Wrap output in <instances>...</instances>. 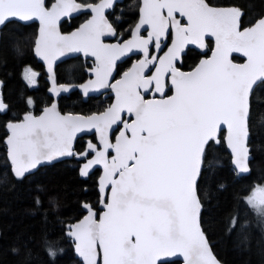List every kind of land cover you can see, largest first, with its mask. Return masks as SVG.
Instances as JSON below:
<instances>
[{"label": "snow or ice", "instance_id": "obj_1", "mask_svg": "<svg viewBox=\"0 0 264 264\" xmlns=\"http://www.w3.org/2000/svg\"><path fill=\"white\" fill-rule=\"evenodd\" d=\"M115 6L116 0H53L51 6L45 0H0V39L10 24L38 21L34 52L47 64L57 96L70 86H56L53 66L68 53L94 58V79L82 85L85 96L100 89L115 93V102L99 114H62L53 102L40 115L27 112L22 119L6 120L10 170L22 182L40 166L68 157L83 161L79 176L85 181L102 169L96 184L102 214L84 202L87 214L66 226L82 264H222L205 231L204 213L211 212L212 200L205 171L210 175L218 164L206 157L216 145H226L236 173L251 172L250 118L254 103L264 102L259 96L264 91V12L242 27L247 12L239 5L142 0L132 38L106 43V37L119 35L105 14ZM75 12H90L92 18L62 34V19ZM197 49L206 58L185 71V59ZM136 53L142 58L121 73L118 61ZM234 53L246 61L234 62ZM37 76L24 69L30 86ZM2 89L0 81V117L10 113ZM89 133L98 143L90 140L75 151L78 136ZM222 190L224 185H217L216 191ZM35 191L30 214L40 213L46 221L42 186ZM242 203L256 213L264 231V186H255ZM247 226L235 212L225 231L230 235ZM42 240L54 261L62 249L53 248L46 234Z\"/></svg>", "mask_w": 264, "mask_h": 264}, {"label": "trees", "instance_id": "obj_2", "mask_svg": "<svg viewBox=\"0 0 264 264\" xmlns=\"http://www.w3.org/2000/svg\"><path fill=\"white\" fill-rule=\"evenodd\" d=\"M88 1L78 0L79 3ZM212 2L218 6L239 5L244 8L247 14L242 18V27L249 26L257 15L264 12L261 0ZM52 3L53 0H47V6ZM139 7V0H124L108 14L109 20L115 22L120 38L130 36V30L138 20ZM87 16L83 14L71 23L65 22L63 30L69 32L77 28ZM37 31L36 23L10 24L2 34L0 44V81H3L4 101L10 107V113L0 117V264H81L75 257L72 241L66 235V226L86 214L81 208L82 203L98 207L96 184L99 171L85 181L79 176L82 160L69 157L63 162L40 168L21 182L13 176L7 161V131L4 122L8 119H22L27 112L39 114L52 103L47 93L49 86L44 67L34 54ZM202 57L193 52L185 59L184 69L189 70ZM234 60L242 61L239 57H234ZM77 61L81 65L80 58H76L58 66L56 76L59 82L68 83L63 69L66 65L77 64ZM131 63L132 58L120 64L121 73L128 70ZM28 67L38 73L37 86H30L23 78L24 69ZM76 74V83L85 79L84 70ZM259 96L264 100V91ZM29 98L33 101L32 106L27 104ZM111 102L110 94L84 101L78 92H73L60 100V109L63 113L91 115L103 112ZM250 126L253 132L250 139L253 161L248 175L239 176L236 173L225 145H216L211 155L206 157V160L215 158L218 164L210 175L205 171L212 193L211 212L204 213L205 231L214 253L223 264H264V231H261L258 223L259 217L242 203L255 186H264V102L254 103ZM85 146V141L80 139L74 150L82 151ZM219 184L224 185V190L217 192ZM37 185L43 188L39 195L47 215L46 221L40 213L30 214ZM81 185L88 189L87 192L81 191ZM235 212H239L240 218L246 220L248 226L244 231L234 230L229 235L225 229ZM45 234L53 248L62 249L54 261H50L45 253L42 240ZM13 248L18 249V253H14ZM27 250H31V257L26 256Z\"/></svg>", "mask_w": 264, "mask_h": 264}, {"label": "water", "instance_id": "obj_3", "mask_svg": "<svg viewBox=\"0 0 264 264\" xmlns=\"http://www.w3.org/2000/svg\"><path fill=\"white\" fill-rule=\"evenodd\" d=\"M123 0H116V5L118 4V3H121ZM141 1V3H142V0H140ZM76 2L77 3H79L77 0H76ZM99 3V2H98ZM45 4L47 5V0H45ZM93 4H95V3H93ZM51 6V5H50ZM116 7V6H115ZM114 7V8H115ZM114 8L113 9H109V10H106V15L108 16V13H110L111 11H113L114 10ZM84 13H87V14H89L90 15V17L87 19V20H89V19H91L92 18V16H91V13L90 12H75V13H72L71 14V16H68V17H64L63 19H62V21H61V26H60V31H61V33L62 34H65V35H67V34H70L71 32H74V31H76L82 24H84V23H86L87 22V20H85L83 23H81L77 28H75V29H73L72 31H69V32H65L64 30H63V28H62V25L66 22V21H71L73 18H75V17H78V16H80V15H82V14H84ZM139 18H140V12H139ZM139 21V20H138ZM32 23H37L38 24V31H39V23H38V21H33V22H30L29 24H32ZM138 23V22H137ZM29 24H27V25H29ZM134 30V29H133ZM133 32V31H132ZM37 36H38V34H37ZM37 38V37H36ZM117 37H115V38H113V37H106L105 38V42L106 43H117V42H119V41H115V39H116ZM132 37L130 36L129 38H127V39H131ZM126 40V39H125ZM0 44H1V39H0ZM194 47V46H193ZM214 47V46H213ZM196 51H198V52H200V51H202V50H196ZM34 54H35V52H34ZM211 55V54H210ZM209 55V56H210ZM135 56H137V57H139V58H142V56H141V54H139V53H136L135 55H131L130 57H125V58H122L120 61H118V64L120 65L121 63H123V62H125L127 59H129V58H131V57H135ZM35 57L37 58V60L43 65V67H44V71H45V75H46V82L48 83V90H47V93H48V95H49V97L52 99V103L53 102H55L56 104H57V106H58V108H59V110L61 111V109H60V100L63 98V97H66V96H69L70 94H72L73 92H78L82 97H83V100L84 101H88L91 97H93V96H98V95H103V94H105V93H111L112 95H113V102L111 103V104H113L114 102H115V99H114V97H115V93L111 90V89H100V90H98V91H90L89 93H88V95L87 96H85L84 95V93H83V88H82V85H84V84H86L89 80H91V79H94V73H93V69H94V66H95V62H94V58L93 57H91V56H85L83 53H68V54H66L65 56H62V57H60V58H58L56 61H55V63H54V66H53V69H54V73H55V78H56V86L57 87H59L60 85H68V86H70V90L69 91H61L60 92V95L59 96H57L53 91H52V88H53V83H52V80H51V74L48 72V68H47V64L43 61V60H41L38 56H36L35 55ZM77 57H82L83 58V60H84V62L86 63V62H93L94 64L92 65V67L91 68H87L86 70H85V73L87 74V79L85 80V81H83V82H79V83H61V82H59V80H58V78H57V76H56V71H57V67L59 66V65H61L62 63H64V62H66V61H68V60H70V59H74V58H77ZM233 57H240V58H242L243 59V62H245L246 61V58L245 57H243L242 56V54H239V53H234L233 54ZM204 59V58H203ZM136 62V61H135ZM135 62H133V63H135ZM234 62H236L235 60H234ZM243 62H237V63H243ZM132 66V65H131ZM116 79H119V78H117L116 77ZM51 106V104L48 106V107H50ZM47 108V107H46ZM105 111V110H104ZM43 113V111L42 112H40L39 114H34V115H40V114H42ZM61 113L62 114H73V115H83V114H79V113H63L62 111H61ZM102 113V112H101ZM93 114H99V113H93ZM93 114H91V115H93ZM84 116H88V115H84ZM81 135H83V137H91V136H93V134L92 133H89V134H86V135H84V134H81ZM81 138L78 136V138H77V140H76V142H75V144H74V149H75V147H76V145H77V142L80 140ZM93 143H98V140L97 139H95V141H92ZM226 146V145H225ZM227 148V147H226ZM227 151L229 152V154L231 155V152H230V150L227 148ZM69 158V157H68ZM231 158H232V156H231ZM67 158H64L63 160H60V161H56L54 164H57V163H60V162H63L64 160H66ZM253 161V156H252V160H251V162ZM54 164H52V165H54ZM46 166H51V165H42V166H40L36 171H38L40 168H42V167H46ZM232 167L234 168V166H233V164H232ZM250 167H251V163H250ZM100 170V175L102 174V169L101 168H96V169H94L93 170V172L94 171H96V170ZM35 171V172H36ZM92 175V174H91ZM99 175V176H100ZM246 175H248V174H246ZM244 176V175H243ZM99 178V177H98ZM102 211H103V206H102V204L100 203V206H99V209H98V214H102ZM87 214V213H86ZM85 214V215H86ZM82 219V218H81ZM79 221V220H78ZM77 222V221H76ZM75 222V223H76ZM70 238V237H69ZM70 240L72 241V243H73V247H74V241L70 238ZM210 242V241H209ZM211 244V243H210ZM212 247V246H211ZM212 250H213V248H212ZM74 252H75V247H74ZM213 253H214V251H213ZM214 255L216 256V254L214 253ZM75 257H76V259H78L79 261H80V263L82 264V258L81 257H79L78 256V254L75 252ZM217 257V256H216ZM217 259H219L218 257H217ZM220 260V259H219ZM223 264V263H222Z\"/></svg>", "mask_w": 264, "mask_h": 264}, {"label": "flooded vegetation", "instance_id": "obj_4", "mask_svg": "<svg viewBox=\"0 0 264 264\" xmlns=\"http://www.w3.org/2000/svg\"><path fill=\"white\" fill-rule=\"evenodd\" d=\"M77 1H78V0H77ZM123 1H124V0H123ZM123 1H122V2H123ZM139 1H140V0H139ZM98 2H100V0H99ZM98 2H96V3H98ZM118 4H119V3H118ZM118 4H117V5H118ZM117 5H116V6H117ZM140 5H141V1H140ZM115 8H116V7H115ZM115 8H114V9H115ZM111 12H112V11H111ZM111 12H110V13H111ZM139 12H140V11H139ZM84 14H87V13H84ZM108 14H109V13H108ZM82 15H83V14H82ZM87 15H89V14H87ZM89 17H90V16H89ZM75 18H76V17H75ZM73 19H74V18H73ZM73 19H72V20H73ZM72 20H71V21H72ZM86 20H87V19H86ZM138 20H139V16H138ZM138 20H137V22H138ZM71 21H66V22L71 23ZM137 22H136V24H137ZM82 23H83V22H82ZM36 24H37V23H36ZM136 24H135V25H136ZM37 25H38V24H37ZM135 25H134V26H135ZM134 26H133L132 29L130 30L131 33H132L133 29H134ZM71 31H72V30H71ZM131 33H130V36H131ZM37 34H38V31H37ZM130 36H129V37H130ZM129 37H128V38H129ZM118 38H120L119 35H118ZM120 39H121L120 41H122V40H125V39H127V38H120ZM120 41H119V42H120ZM213 46H214V43H213V44H210V45H209V48H213ZM194 53H198V51L195 50ZM210 54H211V52L209 51V52H208V55H210ZM202 56H203V55H202ZM81 58H82V57H81ZM131 58H132V63H131V65H132L133 62H135L139 57L135 56V57H131ZM131 58H129V59H131ZM203 58H206V57L203 56L201 59H203ZM239 58H240V57H239ZM74 59H75V58H74ZM241 59H242V58H241ZM70 60H71V59H70ZM127 60H128V59H127ZM127 60H126V61H127ZM236 62H238V61H236ZM241 62H243V59H242ZM64 63H65V62H64ZM123 63H124V62H123ZM62 64H63V63H62ZM84 64H87V65L89 66V67H85V68H84V73H85V70H86L87 68H91L92 65H93L94 63H93V62H86V63L84 62ZM121 64H122V63H121ZM130 67H131V66H130ZM130 67H129V68H130ZM57 68H58V67H57ZM129 68H128V69H129ZM191 68H192V67H191ZM191 68H190V69H191ZM190 69H189V70H190ZM184 70L187 71L186 69H184ZM126 71H127V70H126ZM44 72H45V71H44ZM56 73H57V71H56ZM56 75H57V74H56ZM117 78H119V76H117ZM45 79H46V75H45ZM86 79H87V74L85 73V79H84L83 81H85ZM83 81H82V82H83ZM105 94H110V95L112 96V102H113V95H112L111 93H105ZM105 94H103V95H105ZM98 96H101V95H98ZM93 97H95V96H93ZM112 102H111V103H112ZM111 103H110V105H111ZM110 105H109V106H110ZM109 106H108V107H109ZM108 107H107V108H108ZM105 110H106V109H105ZM82 140H84L85 143L87 144V142L90 141V140H91V141H95V138H94L93 136H91V137H83ZM97 171H99V175H100V170L97 169V170L94 171V172H97ZM94 172H93V173H94ZM99 206H100V201H99V205H98V207H97V208L95 207V208L98 210V209H99Z\"/></svg>", "mask_w": 264, "mask_h": 264}, {"label": "rangeland", "instance_id": "obj_5", "mask_svg": "<svg viewBox=\"0 0 264 264\" xmlns=\"http://www.w3.org/2000/svg\"><path fill=\"white\" fill-rule=\"evenodd\" d=\"M92 0H89L88 2L89 3H93V2H91ZM89 16L90 15H88L87 16V18L86 19H88L89 18ZM121 39L120 38H116L115 39V41H120ZM77 58H80V60H81V65L79 64V62L76 64V63H72V64H70V65H66L65 67H64V69H63V74L67 77V82L68 83H76V78H75V76L76 75H78V74H76V73H79L81 70H84V68L85 67H89L87 64H84V60H83V58H81V57H77ZM76 59V58H75ZM238 62H241V61H238ZM28 68H30V67H28ZM32 69V68H31ZM33 71H35L34 69H32ZM36 72V71H35ZM37 79H38V76H37ZM35 86H37V83H36V85ZM82 163H83V161H81V163H80V165L79 166H81L82 165ZM239 176H241V175H239Z\"/></svg>", "mask_w": 264, "mask_h": 264}]
</instances>
